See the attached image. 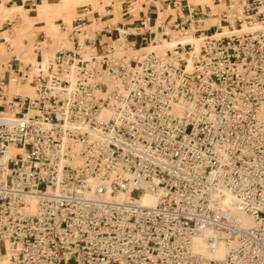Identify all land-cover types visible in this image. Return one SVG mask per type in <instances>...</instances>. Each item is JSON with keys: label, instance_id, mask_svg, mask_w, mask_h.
I'll return each instance as SVG.
<instances>
[{"label": "built area", "instance_id": "2783aa9c", "mask_svg": "<svg viewBox=\"0 0 264 264\" xmlns=\"http://www.w3.org/2000/svg\"><path fill=\"white\" fill-rule=\"evenodd\" d=\"M226 1L130 0L123 14L140 16L103 41L86 2L57 23L69 47L6 61L10 263L264 264V0Z\"/></svg>", "mask_w": 264, "mask_h": 264}, {"label": "crops", "instance_id": "0c3cea01", "mask_svg": "<svg viewBox=\"0 0 264 264\" xmlns=\"http://www.w3.org/2000/svg\"><path fill=\"white\" fill-rule=\"evenodd\" d=\"M62 0H0V20H2L3 17V12L7 9H12L14 7H22L24 9V11L27 13V15H30L31 18H35V16H37L38 13H42L44 15L52 13L53 12H57L60 9V5L56 4L58 2H60ZM83 2H81L80 4H78L77 6L86 3L84 2L85 0H82ZM201 1V0H200ZM219 0H211V2L215 4L218 3ZM130 2V0H108L107 3H105L104 5H102L101 10L95 9L97 12L99 13H105V16L100 18V25L102 26V30L100 32H98L97 35H95V37L100 40H106L107 38H113L117 35L116 29L117 31H120L122 29L125 28H130V23L133 22L138 16H140V14H137L136 12L133 14V16L131 15H124L123 14V9L125 7V5H127V3ZM99 5H101V0H98L97 2ZM202 3V2H200ZM203 5L208 6L207 4H200V7H198L199 9L203 8ZM74 8L75 10L76 7ZM40 10V11H39ZM148 11H153L154 8L152 7V4H148L147 7ZM39 11V12H38ZM147 11V12H148ZM31 12V14H30ZM66 18L69 17V13L67 11H61L60 13V17ZM91 16H94V14H92ZM18 18V14L15 13H9V15L7 16L6 19H4L3 21H0V35H3L13 24L16 23V20ZM90 17L85 16V20L88 21ZM71 20V19H70ZM69 20V22H70ZM11 24L10 27H6L5 24ZM59 22V21H58ZM57 22V23H58ZM51 23V22H50ZM43 24V26H42ZM35 27L38 28V32L36 31V33H32L31 35L34 36L35 42L37 44H41L43 42H41L42 40L40 39V37L44 36V23L43 22H37L35 24ZM104 30L109 31V34H107ZM39 40H37V39ZM127 40L129 41H134L136 40V37L134 36H127L126 37ZM26 41V40H24ZM37 55V53H36ZM0 264H6L5 260L2 259L3 254L6 251V244L4 241L0 240ZM2 252V253H1ZM12 264V263H10Z\"/></svg>", "mask_w": 264, "mask_h": 264}, {"label": "bare ground", "instance_id": "6f19581e", "mask_svg": "<svg viewBox=\"0 0 264 264\" xmlns=\"http://www.w3.org/2000/svg\"><path fill=\"white\" fill-rule=\"evenodd\" d=\"M77 1L78 0H62V1H60L59 2V5H60L59 14L63 10H70L71 7H73V5L78 4ZM204 1L205 2H202V3H205V4H208L209 2H211V0H204ZM197 2L200 3V0H197ZM223 3L226 4L225 1ZM15 12L18 14V18L16 20V24H15V26H13L9 30H7L8 32H7L6 36L3 38V40H5V41H7V40L18 41V42H20L21 45H23L25 38L29 37V34H31L30 33L31 28L30 27H32V25H34L35 23H37L39 21L43 22V23L46 24V26H50V27H53V28H50L49 30H47L45 32L46 33V39H45V41H43V44H37L35 42L34 36L30 35V37H29L30 41L32 43H35V47L33 48V52L30 51V53H32V55H33V56L30 55V56L33 57V58L31 57L30 60L33 61V63L35 61H37V59L34 58V57L36 56V52L39 51L40 56H41V61L44 62V63L48 62L51 59V57H52L51 50L54 49L53 46H52V49L49 48V47L51 46L52 41L54 40V38L56 36V35H54L55 26L50 23V19H49L50 18L49 17L50 14L44 15L42 13H38L37 16H35V20L29 22V21L25 20V18H24L25 14H24L23 8L16 6V7L12 8V9H9V10L6 9L3 12L2 20L6 19L7 16L9 15V13H15ZM59 14H56V15H59ZM51 15H55V12H52ZM159 20H160V18H159V12H158L157 22ZM33 27L35 28V26H33ZM162 42H165V41L163 40ZM40 45H43V47H45V50H41L40 48H42V47H40ZM160 45L165 46L164 44H160ZM160 45H157L156 47H159ZM167 45H172V42H170ZM195 45L197 47V42L196 41H195ZM47 47H48V49H47ZM1 53L4 54L2 45L0 44V54ZM17 60L19 61L20 59L18 58ZM19 63H21V64H29V63H23L21 61H19ZM9 88H10V91L13 92V93L20 92V91H22V92H24L26 94H30L31 93L30 88H28L27 86H20V85H18L16 83H10L9 84ZM140 201H141V203H143L145 205H152L155 202V198L153 196L149 195V194H144V195L141 196ZM242 218H243V223L245 225L250 224V220H249L248 217L242 216ZM195 243H196V246L199 249H202V243H201L200 240H196ZM223 254H224V248L221 245H219L217 247V249H216L215 257H221ZM2 259L5 260L6 264H10V262L7 259L6 255H3Z\"/></svg>", "mask_w": 264, "mask_h": 264}, {"label": "rangeland", "instance_id": "374dc122", "mask_svg": "<svg viewBox=\"0 0 264 264\" xmlns=\"http://www.w3.org/2000/svg\"><path fill=\"white\" fill-rule=\"evenodd\" d=\"M86 1L91 4V6H92L93 9H98V10H101L102 5H104L105 3L108 2V0H101V5H99L97 3L98 0H85L84 2H86ZM224 1H225V3H227L226 0H219L218 3L215 4V5H214L213 2H209L207 5L211 8V12H216L217 10H220V9H222L224 7V3H223ZM77 2H78V4H80L83 1L82 0H78ZM200 2H205V1L204 0H201ZM56 4L59 5V2L56 3ZM78 4L73 5V7H71L70 10H64V11H67L69 13V17H66V18H63L62 16L60 17V14H59L60 11L59 10L57 11L58 13L55 12V15H51V13H49L50 14L49 15L50 22H51V24H53L55 26L54 35H56L55 38H54V40L52 41L51 46L49 47L51 49H52V46L54 47V49L51 50V54L52 55L59 48H61V47H63V48L65 47L66 48V47H69L70 46L69 42H67V40L65 38V34L59 30V28L57 26V22L59 20H61L64 23H68L69 20L72 18L73 14H74V8H75V6H77ZM200 4H204V3H200ZM23 11H24V9H23ZM165 13L166 12H159V18H160V20L163 18V16H164ZM24 14H25L24 15L25 20H27L29 22L35 20V18H31L30 15H27V13L25 11H24ZM30 14H31V12H30ZM56 14H59V15H56ZM0 21H3V20H0ZM208 21L210 23L213 22V20H208ZM11 24H12V22L10 24H7V25L5 24V26L6 27H10ZM15 24H13L10 28H12L13 26H15ZM35 24L32 25V27H30L31 28V30H30V33L31 34L33 32L36 33V31L38 32V30H37L38 28H36V27L34 28L33 27V26H35ZM42 26H43V24H42ZM43 28H45L44 29V33H45L47 30H49L50 28H53V27L46 26V24L44 23V27ZM7 32L8 31H6L3 35H0V44L2 45L3 52H4V54H2V53L0 54V75H1L2 67L5 65L6 61L9 60V59H11V58H13V56L16 57L17 59L19 58L20 59L19 61H21L23 63L33 64V61L30 60L31 57L33 56L32 53H30V51L33 52V48L35 47V43H32L30 41V38L29 37H30L31 34H29V37L25 38L26 41H24V44L21 45L20 42H18V41H14V40H11V41L10 40H7V41H5V40H3V38L6 36ZM40 39L42 40L41 42L45 41V39H46V33L44 34L43 39H42V37H40ZM37 40H39V39H37ZM41 44H43V43H41ZM40 47H42V48H40L41 50H45V47H43V45H40ZM47 49H48V47H47ZM30 55H32V56H30Z\"/></svg>", "mask_w": 264, "mask_h": 264}]
</instances>
